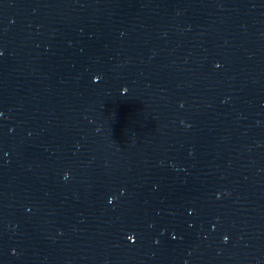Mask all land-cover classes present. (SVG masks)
Instances as JSON below:
<instances>
[{
	"label": "water",
	"instance_id": "95a60500",
	"mask_svg": "<svg viewBox=\"0 0 264 264\" xmlns=\"http://www.w3.org/2000/svg\"><path fill=\"white\" fill-rule=\"evenodd\" d=\"M0 50V264H264L262 125L98 0H0Z\"/></svg>",
	"mask_w": 264,
	"mask_h": 264
},
{
	"label": "clouds",
	"instance_id": "9594fccd",
	"mask_svg": "<svg viewBox=\"0 0 264 264\" xmlns=\"http://www.w3.org/2000/svg\"><path fill=\"white\" fill-rule=\"evenodd\" d=\"M67 175V174H66ZM123 191V190H122ZM112 201V198L111 197H109V202H111ZM130 239H132V240H135V236H132V237H129ZM224 239L225 240H228V236L226 235L225 237H224ZM13 251H15V249H13Z\"/></svg>",
	"mask_w": 264,
	"mask_h": 264
},
{
	"label": "snow or ice",
	"instance_id": "6c2138e0",
	"mask_svg": "<svg viewBox=\"0 0 264 264\" xmlns=\"http://www.w3.org/2000/svg\"><path fill=\"white\" fill-rule=\"evenodd\" d=\"M0 55H2V50H0ZM101 79V76L100 75H98L97 76V81H99ZM127 91V90H126ZM0 115H2V113H0ZM135 239H136V236H135Z\"/></svg>",
	"mask_w": 264,
	"mask_h": 264
}]
</instances>
